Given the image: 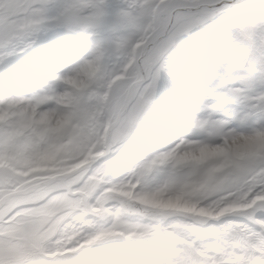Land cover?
I'll use <instances>...</instances> for the list:
<instances>
[{"label":"rangeland","instance_id":"1","mask_svg":"<svg viewBox=\"0 0 264 264\" xmlns=\"http://www.w3.org/2000/svg\"><path fill=\"white\" fill-rule=\"evenodd\" d=\"M219 1L0 0V199L100 157L171 11ZM144 70L105 160L0 208V264H264V0L178 14Z\"/></svg>","mask_w":264,"mask_h":264},{"label":"water","instance_id":"2","mask_svg":"<svg viewBox=\"0 0 264 264\" xmlns=\"http://www.w3.org/2000/svg\"><path fill=\"white\" fill-rule=\"evenodd\" d=\"M239 0H221L215 4H211V5H198L196 7H178L175 8L174 10L171 11L170 15H169V20H168V24L166 25V27L163 29L162 32H160L155 38H153L147 45L146 47L143 49L142 53L140 54L138 60H137V65L140 71V75L141 78L140 80H137L135 82H133L127 91L126 94V98L124 100L123 106H122V110L117 114L114 122L109 125L106 129V134L104 137V148H103V154L98 157L97 159L84 163L82 165H80L78 168H76L74 171L65 174V175H57L53 178H50L48 180H44L41 182H38L34 185H31L30 187L24 189V190H20V191H16V192H12V193H8L6 195H4L1 199H0V208L3 206V204L11 197L14 196H23V195H28L32 192H34L35 190H37L38 188L42 187V186H47L52 184L55 181L58 180H67L69 178H71L72 176H74L75 174L79 173L80 171L84 170V169H88L91 168L93 166H95L97 163L105 160L109 154L110 151V147H109V139H110V135H111V131L113 130V128L118 124L119 120L121 119V117L126 113L129 104L131 102L132 96H133V92L135 90V88L137 86H139L140 84H142L145 80H146V74H145V70H144V65H145V61H146V57L148 55V53L155 47V45L161 41L162 39H164L170 32L174 20L176 18V16L178 14H182V13H195V12H200V11H204V10H216L218 8H220L223 5H233L238 3Z\"/></svg>","mask_w":264,"mask_h":264},{"label":"bare ground","instance_id":"3","mask_svg":"<svg viewBox=\"0 0 264 264\" xmlns=\"http://www.w3.org/2000/svg\"><path fill=\"white\" fill-rule=\"evenodd\" d=\"M257 142V137H239L236 138L233 142L234 145L236 146H249V145H255V143ZM251 147V146H250ZM233 148V147H231ZM205 149V148H204Z\"/></svg>","mask_w":264,"mask_h":264}]
</instances>
